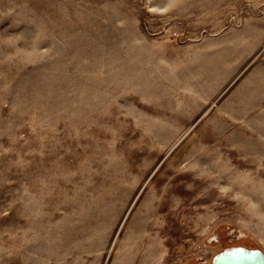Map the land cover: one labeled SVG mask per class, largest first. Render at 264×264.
<instances>
[{
    "label": "rangeland",
    "instance_id": "374dc122",
    "mask_svg": "<svg viewBox=\"0 0 264 264\" xmlns=\"http://www.w3.org/2000/svg\"><path fill=\"white\" fill-rule=\"evenodd\" d=\"M229 246L264 252V0H0V264Z\"/></svg>",
    "mask_w": 264,
    "mask_h": 264
},
{
    "label": "water",
    "instance_id": "95a60500",
    "mask_svg": "<svg viewBox=\"0 0 264 264\" xmlns=\"http://www.w3.org/2000/svg\"><path fill=\"white\" fill-rule=\"evenodd\" d=\"M211 264H264V252L258 247L229 246L217 252Z\"/></svg>",
    "mask_w": 264,
    "mask_h": 264
},
{
    "label": "bare ground",
    "instance_id": "6f19581e",
    "mask_svg": "<svg viewBox=\"0 0 264 264\" xmlns=\"http://www.w3.org/2000/svg\"><path fill=\"white\" fill-rule=\"evenodd\" d=\"M159 209H160V208H159ZM215 254H216V253H215ZM215 254H214V255H215ZM214 255H213V256H214ZM213 256H212V257H213ZM211 260H212V259H211Z\"/></svg>",
    "mask_w": 264,
    "mask_h": 264
}]
</instances>
